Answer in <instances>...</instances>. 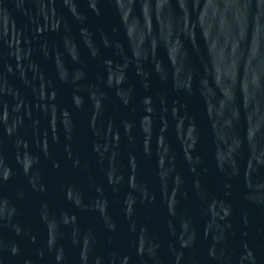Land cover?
I'll list each match as a JSON object with an SVG mask.
<instances>
[{
  "label": "water",
  "instance_id": "water-1",
  "mask_svg": "<svg viewBox=\"0 0 264 264\" xmlns=\"http://www.w3.org/2000/svg\"><path fill=\"white\" fill-rule=\"evenodd\" d=\"M0 264H264V0H0Z\"/></svg>",
  "mask_w": 264,
  "mask_h": 264
},
{
  "label": "clouds",
  "instance_id": "clouds-1",
  "mask_svg": "<svg viewBox=\"0 0 264 264\" xmlns=\"http://www.w3.org/2000/svg\"><path fill=\"white\" fill-rule=\"evenodd\" d=\"M12 252H13V253L16 252V248H15V247L12 248ZM58 259H59V257H58Z\"/></svg>",
  "mask_w": 264,
  "mask_h": 264
}]
</instances>
